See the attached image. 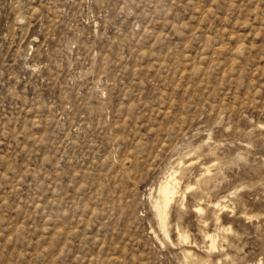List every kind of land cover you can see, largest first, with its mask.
I'll return each instance as SVG.
<instances>
[{"label": "rangeland", "instance_id": "1", "mask_svg": "<svg viewBox=\"0 0 264 264\" xmlns=\"http://www.w3.org/2000/svg\"><path fill=\"white\" fill-rule=\"evenodd\" d=\"M0 264H264V0H0Z\"/></svg>", "mask_w": 264, "mask_h": 264}, {"label": "bare ground", "instance_id": "2", "mask_svg": "<svg viewBox=\"0 0 264 264\" xmlns=\"http://www.w3.org/2000/svg\"><path fill=\"white\" fill-rule=\"evenodd\" d=\"M178 183H179L178 179L175 177L160 183L158 187L157 196H155L156 198L153 202V207L156 215L155 217L157 218V221L162 229L165 228L164 226H165L166 210L168 206H170L169 204L172 203L173 198L175 197L174 195L177 191L176 188Z\"/></svg>", "mask_w": 264, "mask_h": 264}]
</instances>
